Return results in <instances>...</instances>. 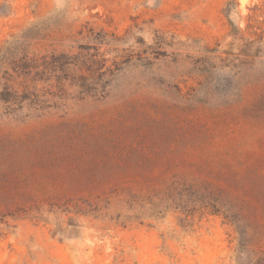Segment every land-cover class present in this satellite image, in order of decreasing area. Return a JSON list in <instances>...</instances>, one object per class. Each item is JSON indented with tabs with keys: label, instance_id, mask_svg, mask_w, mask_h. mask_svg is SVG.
I'll return each instance as SVG.
<instances>
[{
	"label": "rangeland",
	"instance_id": "obj_1",
	"mask_svg": "<svg viewBox=\"0 0 264 264\" xmlns=\"http://www.w3.org/2000/svg\"><path fill=\"white\" fill-rule=\"evenodd\" d=\"M40 22L102 98L7 103ZM0 264H264V0H0Z\"/></svg>",
	"mask_w": 264,
	"mask_h": 264
},
{
	"label": "trees",
	"instance_id": "obj_2",
	"mask_svg": "<svg viewBox=\"0 0 264 264\" xmlns=\"http://www.w3.org/2000/svg\"><path fill=\"white\" fill-rule=\"evenodd\" d=\"M50 31L53 30H48L44 22L35 23L14 37L7 46L10 51V58H7L9 68L12 72L25 78V83L20 90L11 85L10 79L7 78V103L17 104L18 108H25L36 116L43 115L56 103L65 102L71 97L102 98L106 93L104 89L98 88L97 76L94 74L95 65L93 64L96 63L98 66L99 61L94 58L81 61L80 65L86 66L87 73L80 74V81H75L76 73L74 71L78 63L73 61L71 52V42H74V39L72 36H64L48 41L45 38L50 34ZM86 42L85 45H78V48L98 47L90 45L88 43L90 41ZM252 43V41H248L247 45H252ZM57 46H69V50L58 51ZM160 48L157 47L153 51L154 59L167 55V52ZM244 55L251 59L256 57L255 53H244ZM234 60H238L237 56ZM88 66L93 67L90 69ZM198 68L194 65L192 69L197 77L200 76ZM39 85L42 87L39 88Z\"/></svg>",
	"mask_w": 264,
	"mask_h": 264
}]
</instances>
